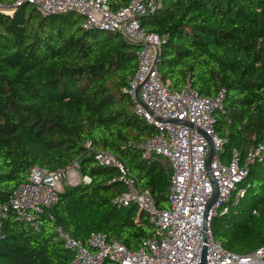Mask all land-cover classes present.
I'll return each mask as SVG.
<instances>
[{
    "label": "trees",
    "instance_id": "1",
    "mask_svg": "<svg viewBox=\"0 0 264 264\" xmlns=\"http://www.w3.org/2000/svg\"><path fill=\"white\" fill-rule=\"evenodd\" d=\"M15 1L0 0L10 7L0 9V204L33 167L76 163L81 181L63 185L36 228L12 212L3 219L0 264H69L73 253L57 229L83 243L100 232L136 251L155 225L135 205L114 203L124 191L119 170L95 156L113 155L158 209H169V166L137 147L154 134L127 93L138 47L111 31L82 29L77 14L43 16L30 4L12 7ZM127 1L107 4L116 11ZM141 24L163 40L157 68L170 89L188 80L203 96L224 90L214 112L224 162L233 148L246 154L264 143V0H162ZM244 186V196L210 222L213 239L237 254L264 246V165L249 168Z\"/></svg>",
    "mask_w": 264,
    "mask_h": 264
},
{
    "label": "built area",
    "instance_id": "2",
    "mask_svg": "<svg viewBox=\"0 0 264 264\" xmlns=\"http://www.w3.org/2000/svg\"><path fill=\"white\" fill-rule=\"evenodd\" d=\"M22 4L34 6L43 16L77 14L82 19V29L111 31L134 45H141L127 93L134 114L151 126L154 134L137 147L144 155L151 152L159 155L170 168L169 209L161 210L156 207L151 192L138 186L125 164L108 152H97L98 163L115 166L124 184V191L114 203L133 204L144 212L155 225V235L143 247L131 251L100 232L91 233L83 243L57 229L64 247L73 253L69 264H199L203 246L207 264H264V246L247 254L233 253L216 242L210 231L212 217L225 213L227 203L236 204L244 196L249 168L264 165V143L252 146L246 154L233 148L224 162L221 152L226 140L216 133L214 118L215 110L222 106L224 90L210 97L196 92L188 80L179 90H172L163 82L157 68L163 40L141 24L144 17L161 7L162 0H128L116 11L110 9L107 0H16L12 7ZM0 9L10 13L9 6L0 5ZM210 141L215 151L207 169ZM77 167L76 163L66 169L33 167L26 182L13 191L7 203L0 204V239L3 219L10 212L36 228L43 211L56 203L64 181L67 184L81 181ZM212 179L218 195L203 230L205 207L214 194ZM83 181L88 182V178Z\"/></svg>",
    "mask_w": 264,
    "mask_h": 264
},
{
    "label": "water",
    "instance_id": "3",
    "mask_svg": "<svg viewBox=\"0 0 264 264\" xmlns=\"http://www.w3.org/2000/svg\"><path fill=\"white\" fill-rule=\"evenodd\" d=\"M154 12V11H153ZM150 13L148 15H151L153 14ZM138 48H140V44H135ZM214 146H213V143L210 141V149H209V153L207 155V158H206V167L207 169H209L210 167V162H211V159L214 155ZM210 177H211V173L209 174ZM212 182H213V186H214V194L211 198V200L209 201V203L207 204V206L205 207V211H204V215H203V230L206 229V226H207V215H208V212H209V209L210 207L213 205V203L216 201L217 199V195H218V190H217V186H216V183L215 181L212 179ZM203 239L205 240V234L203 233ZM262 259H264V257H262ZM199 264H207V261H206V247L203 246L202 247V252H201V255H200V260H199Z\"/></svg>",
    "mask_w": 264,
    "mask_h": 264
},
{
    "label": "rangeland",
    "instance_id": "4",
    "mask_svg": "<svg viewBox=\"0 0 264 264\" xmlns=\"http://www.w3.org/2000/svg\"><path fill=\"white\" fill-rule=\"evenodd\" d=\"M75 181H76V180H75ZM64 182H65V184H67V180H65ZM137 212H138V211H137Z\"/></svg>",
    "mask_w": 264,
    "mask_h": 264
}]
</instances>
